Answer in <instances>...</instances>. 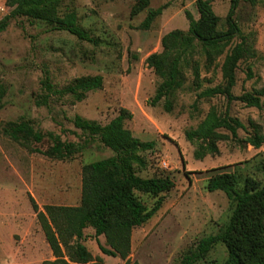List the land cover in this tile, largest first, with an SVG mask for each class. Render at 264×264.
Returning <instances> with one entry per match:
<instances>
[{"label":"rangeland","instance_id":"obj_1","mask_svg":"<svg viewBox=\"0 0 264 264\" xmlns=\"http://www.w3.org/2000/svg\"><path fill=\"white\" fill-rule=\"evenodd\" d=\"M136 2L65 0L61 12L75 10L79 24L92 34L96 45L25 17L10 18L8 28L0 33V264L55 261L33 203L42 212L47 206H79L83 167L114 154L93 141L72 159L56 160L35 152L47 151L53 144L50 139L46 137L42 143L16 142L4 132L8 123L28 122L44 135L53 132L62 141L82 143L85 136L75 127L77 116L106 125L121 109L133 114L126 128L142 141L156 142L155 151L145 154L149 166L140 176H168L176 187L160 197L139 194L149 208L158 200H162V207L148 223L133 231L129 264H178L201 239L227 226L234 204L223 192L210 193L206 189L208 179L216 173L236 172L241 181L253 177L264 184V145L254 149L230 138L219 143L218 155L196 160L197 145L185 136L198 127L212 107L221 113L229 109L231 116L250 130L252 122L264 135V99L262 110L236 101L228 105L223 98L196 103L197 92L187 69V83L177 93L172 113H166L162 105H150L158 78L146 59L162 51L161 40L167 33L189 30L186 12L195 20L200 18L196 0H150L147 9L132 16ZM164 6L151 28L142 29L149 11ZM231 6V0L213 3V11L221 19V31L228 28ZM11 11L7 0H0V21ZM235 20L251 51L237 71L234 95L264 91V0H240ZM240 41L241 37H235L226 51ZM224 58L217 59L208 73L205 59L195 57L201 61L202 77L213 80L212 84L205 81L204 87L222 81L220 65ZM97 75L104 79L103 88L88 93L82 102L73 104L71 98L64 97L54 98L49 107L36 105L44 93L41 81L46 76L57 89H63L75 79ZM239 137L244 140L247 134L240 130ZM84 233L82 243L94 263H126L101 251L100 245L109 248L104 236L97 241L92 228ZM63 252L70 261L71 250L63 248ZM227 256L226 247L217 244L196 264H224Z\"/></svg>","mask_w":264,"mask_h":264},{"label":"trees","instance_id":"obj_2","mask_svg":"<svg viewBox=\"0 0 264 264\" xmlns=\"http://www.w3.org/2000/svg\"><path fill=\"white\" fill-rule=\"evenodd\" d=\"M114 1V0H112ZM215 0H196L200 18L195 20L186 12L190 20L187 31L173 30L161 40L162 51L147 57L146 63L158 78L155 95L150 100L152 107L162 105L166 113L174 110L176 95L186 83V70L191 71L192 85L197 92L196 103L201 100L223 98L228 105L241 102L250 108L263 109L264 91L234 95L237 85V71L241 62L250 54L246 39L235 20V12L240 0H231V10L227 16V30L221 31V19L213 11ZM65 0H7L12 9L0 21V33L9 26L10 18L25 17L33 22H44L66 31L80 41L97 44L92 34L84 29L75 10L61 12ZM150 5V0H137L132 8V16L139 15ZM151 10L141 25L149 30L163 9ZM235 37L241 41L226 51ZM221 67L222 81L214 86L204 87V82L213 83L211 78L202 77L201 61L205 59V70L210 72L217 59L224 56ZM217 66H219L217 64ZM251 78V77H250ZM104 79L97 75L75 79L72 84L57 89L50 77L41 81L43 95L37 100L38 107H49L54 98L69 97L72 103L84 101L87 94L103 88ZM133 114L121 109L119 115L106 125L97 121L75 118V127L85 136L82 143L62 141L53 132L44 135L28 122L8 123L4 132L12 140L22 143H42L47 137L52 146L47 151L35 152L56 160L72 159L84 152L91 142L99 141L113 151V156L85 165L82 171V199L77 207L47 206L45 212L34 209L45 234L46 240L56 258L43 264H98L82 243L85 230L92 228L95 238H106L109 248L100 245L101 251L110 257L121 258L129 264L133 231L148 223L162 207V200L149 208L139 194L160 197L173 191L175 182L170 177L143 178L140 173L148 169L145 157L155 151V141H142L126 128V121ZM251 130L239 118L212 107L197 128L185 133L188 142L197 145L196 160L220 153L219 143L237 140L260 149L264 145V135L252 122ZM247 134L239 137V131ZM225 132V133H224ZM206 189L210 192H223L234 204L227 226L218 234L200 240L197 247L186 253L178 264H196L205 259L217 244L227 250L224 264H264V184L253 177L241 181L236 172H218L208 179ZM74 243L71 245V241ZM63 248L71 250L70 261L64 257Z\"/></svg>","mask_w":264,"mask_h":264},{"label":"built area","instance_id":"obj_3","mask_svg":"<svg viewBox=\"0 0 264 264\" xmlns=\"http://www.w3.org/2000/svg\"><path fill=\"white\" fill-rule=\"evenodd\" d=\"M164 165L166 166V163H164Z\"/></svg>","mask_w":264,"mask_h":264}]
</instances>
